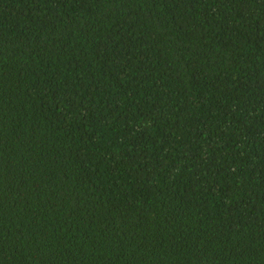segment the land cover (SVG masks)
<instances>
[{"label":"trees","instance_id":"obj_1","mask_svg":"<svg viewBox=\"0 0 264 264\" xmlns=\"http://www.w3.org/2000/svg\"><path fill=\"white\" fill-rule=\"evenodd\" d=\"M0 264H264V0H0Z\"/></svg>","mask_w":264,"mask_h":264}]
</instances>
